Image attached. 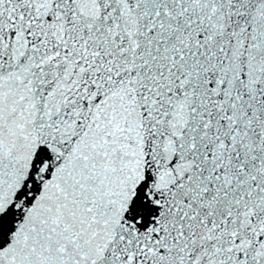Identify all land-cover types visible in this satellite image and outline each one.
Listing matches in <instances>:
<instances>
[{"label":"water","instance_id":"obj_1","mask_svg":"<svg viewBox=\"0 0 264 264\" xmlns=\"http://www.w3.org/2000/svg\"><path fill=\"white\" fill-rule=\"evenodd\" d=\"M0 264H264V0H0Z\"/></svg>","mask_w":264,"mask_h":264}]
</instances>
